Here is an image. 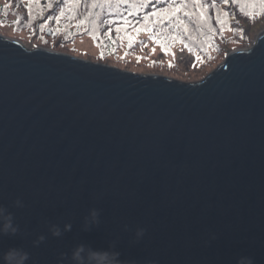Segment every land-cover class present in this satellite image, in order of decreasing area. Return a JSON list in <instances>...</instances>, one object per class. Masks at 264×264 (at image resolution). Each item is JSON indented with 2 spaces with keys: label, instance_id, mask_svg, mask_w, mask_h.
<instances>
[{
  "label": "water",
  "instance_id": "95a60500",
  "mask_svg": "<svg viewBox=\"0 0 264 264\" xmlns=\"http://www.w3.org/2000/svg\"><path fill=\"white\" fill-rule=\"evenodd\" d=\"M0 206L26 264H264V32L194 84L0 36Z\"/></svg>",
  "mask_w": 264,
  "mask_h": 264
},
{
  "label": "trees",
  "instance_id": "16d2710c",
  "mask_svg": "<svg viewBox=\"0 0 264 264\" xmlns=\"http://www.w3.org/2000/svg\"><path fill=\"white\" fill-rule=\"evenodd\" d=\"M153 6L169 9V14L151 16ZM175 8L180 11L171 14ZM198 8L204 9L203 16ZM125 19L131 25L117 32ZM263 21L264 0H0V25L14 33L25 32L44 43V29L50 28L49 39L63 47L87 39L100 61L116 66L126 59H146V53L154 57L156 51L175 61L179 50L188 58V67L204 69L244 43V22Z\"/></svg>",
  "mask_w": 264,
  "mask_h": 264
},
{
  "label": "rangeland",
  "instance_id": "374dc122",
  "mask_svg": "<svg viewBox=\"0 0 264 264\" xmlns=\"http://www.w3.org/2000/svg\"><path fill=\"white\" fill-rule=\"evenodd\" d=\"M244 25L247 31L246 34L248 36L245 37L244 43L236 46L237 48L235 49L231 48L232 50L230 52L225 53L224 56L218 59V61L214 65L210 67H205L204 69H198V67H188V58L185 56V53H182L179 50H176L175 61H172V59H167L166 53L156 51L155 53H153L154 57L148 53L145 54L146 57H151L149 59H126L120 61L117 66L108 65L105 64L103 60L100 61L98 59L95 53V46H93V44L89 40H75L73 44H66V46L63 47L57 41L49 39V36L52 35V31L50 28L44 29V31L49 33V35H47L48 40L44 43L41 41V43H39L34 35L28 38L27 36H25V32L14 33L12 29L5 27V25H0V36L10 40H16L28 50L44 48L51 52L64 54L79 60H83L84 62L88 61L92 63H98L104 66L106 65L109 67L116 68L120 71L130 72L136 75H153L168 80H176L186 84H194L200 82L202 79H204L214 70H216L217 67L227 59L230 53L241 52L250 49L255 44L256 39L264 32V21L260 23L244 22ZM154 58H158V60H156L158 64H155L156 62H151L150 59ZM123 66H127L128 68H124Z\"/></svg>",
  "mask_w": 264,
  "mask_h": 264
},
{
  "label": "clouds",
  "instance_id": "9594fccd",
  "mask_svg": "<svg viewBox=\"0 0 264 264\" xmlns=\"http://www.w3.org/2000/svg\"><path fill=\"white\" fill-rule=\"evenodd\" d=\"M17 207L22 206V202L15 201ZM93 220L97 217V212L92 210L90 213ZM71 225H65L64 230H70ZM19 231L18 227L13 223V217L4 207L0 206V235H16ZM53 236H60L59 228L55 226L51 229ZM137 237L144 235V229H139L136 233ZM44 237L39 236L37 240L33 241L34 246H38L43 242ZM119 252L109 249L95 250L86 248L84 245H78L71 254V259L75 264H130V262L119 259ZM29 259V254L21 248H9L3 253L0 260L3 264H26ZM236 264H253L252 258L248 256H241L237 259Z\"/></svg>",
  "mask_w": 264,
  "mask_h": 264
},
{
  "label": "snow or ice",
  "instance_id": "6c2138e0",
  "mask_svg": "<svg viewBox=\"0 0 264 264\" xmlns=\"http://www.w3.org/2000/svg\"><path fill=\"white\" fill-rule=\"evenodd\" d=\"M32 2H34V0H29V3H30V4H31ZM156 2H157V3H160L161 0H156ZM224 2L227 3V0H224ZM232 2H233V3H237L238 0H232ZM213 7H215L214 4H213ZM153 9H154V10H153V12L151 13V16H154V17H163L164 15L169 14V9H162V10H161V9H156L155 6H153ZM28 10H29V12L31 13V8H29ZM197 10L200 11L201 16H203L204 9L198 8ZM179 11H180V8H175V9H173V10L171 11V14H175L176 12H179ZM225 15H226V13H225ZM57 20H59V18H57ZM217 22H218V23H222V22L219 20V16H217ZM131 23H132L131 21L125 19V20H124V24H123V26L118 27V28L116 29L117 32H120V31L122 30L123 27H128V26H130ZM136 23L139 24L140 21H137ZM135 30H136V31H140V30H142V29L137 27ZM129 39H131L130 36H129Z\"/></svg>",
  "mask_w": 264,
  "mask_h": 264
}]
</instances>
